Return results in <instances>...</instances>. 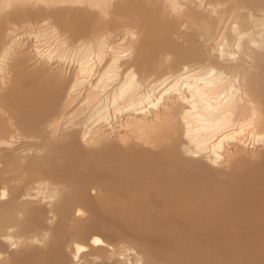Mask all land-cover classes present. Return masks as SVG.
Returning a JSON list of instances; mask_svg holds the SVG:
<instances>
[{
	"label": "bare ground",
	"instance_id": "bare-ground-1",
	"mask_svg": "<svg viewBox=\"0 0 264 264\" xmlns=\"http://www.w3.org/2000/svg\"><path fill=\"white\" fill-rule=\"evenodd\" d=\"M0 264H264V0H0Z\"/></svg>",
	"mask_w": 264,
	"mask_h": 264
}]
</instances>
